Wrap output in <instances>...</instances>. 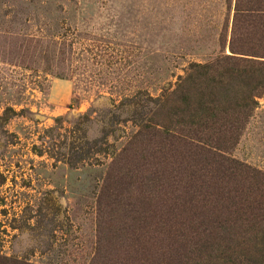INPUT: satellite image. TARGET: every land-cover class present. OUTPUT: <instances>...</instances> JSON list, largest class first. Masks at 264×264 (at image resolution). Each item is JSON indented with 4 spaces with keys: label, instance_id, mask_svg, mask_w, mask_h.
I'll return each mask as SVG.
<instances>
[{
    "label": "rangeland",
    "instance_id": "obj_1",
    "mask_svg": "<svg viewBox=\"0 0 264 264\" xmlns=\"http://www.w3.org/2000/svg\"><path fill=\"white\" fill-rule=\"evenodd\" d=\"M234 4L0 0V264H149L165 252L150 217L163 195L148 180L170 182L188 157L144 126L181 131L212 111L215 132L203 134L264 172V85L253 81L264 66L224 63H264V19L239 24L232 45L259 54L232 53Z\"/></svg>",
    "mask_w": 264,
    "mask_h": 264
},
{
    "label": "trees",
    "instance_id": "obj_2",
    "mask_svg": "<svg viewBox=\"0 0 264 264\" xmlns=\"http://www.w3.org/2000/svg\"><path fill=\"white\" fill-rule=\"evenodd\" d=\"M262 19L264 0H235L230 43L232 53L259 54L255 46L237 50L232 45L239 24ZM224 63L231 67L242 64L243 70L264 66V63L235 59L233 56H224ZM212 67V72L219 69ZM253 81L256 86L263 87L264 76ZM251 104L238 108V116L234 120L245 119ZM216 123V115L206 111L188 120L186 128H181V131L149 126L143 128V131L159 138L163 147L175 145L172 150L174 155L181 156V159H184L182 155H187L190 162L181 161L170 182L158 184L157 172H153L148 180L150 185L147 189L150 186L154 189L161 187L163 195L160 203L156 202L158 214L150 217L157 219H154L155 223L166 236L165 241L169 239L167 250L162 254L157 250L158 256L153 257L151 262L149 259V264H264V172L238 161L225 148L212 144V141H226L223 136L214 140L211 135L203 134L207 130L215 132ZM194 127L196 129H192ZM227 127L224 132L238 128L231 123ZM184 173L187 179L183 183L180 176ZM153 199L147 198L148 211L152 210ZM223 201L231 206L224 205ZM192 237L195 239L191 240L192 245H188ZM242 246L251 248L242 249Z\"/></svg>",
    "mask_w": 264,
    "mask_h": 264
}]
</instances>
